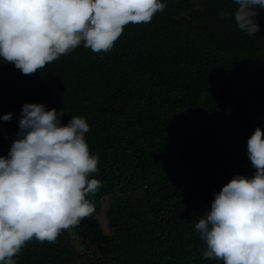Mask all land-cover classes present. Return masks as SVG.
Masks as SVG:
<instances>
[{"label": "trees", "instance_id": "16d2710c", "mask_svg": "<svg viewBox=\"0 0 264 264\" xmlns=\"http://www.w3.org/2000/svg\"><path fill=\"white\" fill-rule=\"evenodd\" d=\"M235 7L198 0L177 20L169 7L125 25L111 50L81 44L35 74L0 60V116L12 113L0 120V155L23 103H43L64 111L62 123L86 119L102 184L88 195L92 214L55 241H27L16 264H222L203 257L194 225L234 174L255 172L247 139L264 129V9L248 36ZM223 45L242 59L224 60Z\"/></svg>", "mask_w": 264, "mask_h": 264}, {"label": "clouds", "instance_id": "9594fccd", "mask_svg": "<svg viewBox=\"0 0 264 264\" xmlns=\"http://www.w3.org/2000/svg\"><path fill=\"white\" fill-rule=\"evenodd\" d=\"M198 0H0V60L22 74H35L83 44L107 52L129 23H148L167 12L187 17ZM230 14L240 31H259L264 0H233ZM221 14L223 10H221ZM224 60L238 62L242 52L223 45ZM224 78L221 84H226ZM43 103L25 102L18 130L0 155V264H16L27 241H55L60 232L93 213L88 199L101 186L98 155L85 139L83 116L61 122V114ZM11 112L0 116L9 121ZM252 175L234 174L213 193L210 208L194 228L204 241L203 257L222 264H264V129L247 139Z\"/></svg>", "mask_w": 264, "mask_h": 264}, {"label": "rangeland", "instance_id": "374dc122", "mask_svg": "<svg viewBox=\"0 0 264 264\" xmlns=\"http://www.w3.org/2000/svg\"><path fill=\"white\" fill-rule=\"evenodd\" d=\"M102 214H103V213H100V217H99V219H100L101 222L105 221V220H104V217H103Z\"/></svg>", "mask_w": 264, "mask_h": 264}]
</instances>
